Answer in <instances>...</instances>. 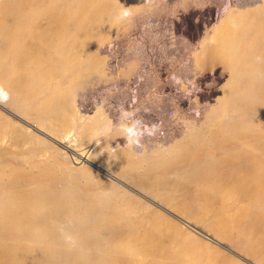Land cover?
<instances>
[{"label":"bare ground","instance_id":"6f19581e","mask_svg":"<svg viewBox=\"0 0 264 264\" xmlns=\"http://www.w3.org/2000/svg\"><path fill=\"white\" fill-rule=\"evenodd\" d=\"M260 1L229 6L195 55L228 72L203 126L140 157L106 141L97 157L102 118L82 120L75 96L143 0H0V264H264ZM73 137L78 166L60 152Z\"/></svg>","mask_w":264,"mask_h":264},{"label":"rangeland","instance_id":"374dc122","mask_svg":"<svg viewBox=\"0 0 264 264\" xmlns=\"http://www.w3.org/2000/svg\"><path fill=\"white\" fill-rule=\"evenodd\" d=\"M249 1L253 2L143 0L141 10L125 17L123 28L98 50L108 67H103L105 73L87 71L75 96V111L82 120L102 118L103 128L93 147L95 156L103 157L102 150L108 153V146L103 145L106 141L112 153L128 147L137 157L166 150L177 141H186L192 127L207 122L228 72L222 66L198 67L195 55L219 25L221 14L229 6L245 8ZM65 144L68 150L60 146L63 157L71 166L80 165L72 152L84 145L74 137ZM89 165L106 186L140 192L134 180L112 167L100 170Z\"/></svg>","mask_w":264,"mask_h":264}]
</instances>
